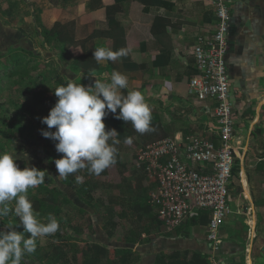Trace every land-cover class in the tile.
Returning a JSON list of instances; mask_svg holds the SVG:
<instances>
[{
	"label": "crops",
	"instance_id": "0c3cea01",
	"mask_svg": "<svg viewBox=\"0 0 264 264\" xmlns=\"http://www.w3.org/2000/svg\"><path fill=\"white\" fill-rule=\"evenodd\" d=\"M25 2L36 4L41 8L40 21L47 31L52 30L57 23L76 22L77 41L89 38L97 30L109 31L107 9L117 4L116 0H25ZM134 2V0H121L119 10L114 14V19L127 34L133 27L130 12L132 7L137 5ZM229 2L232 36L228 64L234 90L232 103L238 138H241L239 140L244 146L243 153L237 157L240 160L239 167L241 166L238 183L244 190V201L241 204L247 211V214H237L246 217L248 233L245 234L247 237L244 241L223 242L243 246L245 248L243 252L235 255L221 253V255L226 259L227 264H245L243 258H240L243 255L250 257V264H264V0H229ZM139 4L142 24L151 26L153 23H146V15L166 19L171 26L168 35L165 37L162 31H159V34H152L150 29L148 35V32L144 31L142 36L147 35V39L135 42L128 56L120 57L114 62L101 63L100 72L86 74L83 70H79L78 78L88 75L92 79L87 80L85 86H88L94 83L95 77H90L92 74L103 79L106 74L110 77L113 71H119L127 76L129 89L141 91L151 108V113L159 115L163 128L153 132L168 134L170 137L177 133H188L194 128L195 120L192 115L194 96L188 86L189 79L195 72L190 50L197 35L215 32L217 26L214 6L211 0H144ZM107 45L109 39L102 37L90 42L88 47L93 49ZM180 112L185 114V117L180 116ZM229 198L233 213L229 215L220 232L222 240L228 238L230 233L227 224L235 214L230 192ZM122 220L128 221V219ZM97 222L99 223L98 219ZM248 223H252V237L251 233L249 234ZM129 224L131 225L130 222ZM103 229L113 245L101 246L108 249L128 246L122 243V235L119 240H115L109 237L105 227ZM120 229L122 233H127L122 224ZM187 230L189 237L175 236L171 232L169 237L158 238L156 237L158 233L152 235L156 241L145 247L144 252L140 254L143 258L138 264H149L147 260L151 258L150 252H158L159 248L163 247L160 243L163 240L169 241L168 250L200 252L203 255L202 251L207 250L208 245L205 229L191 226ZM96 231L98 232L96 227L93 231L87 228L83 234L92 237ZM160 232L161 234L163 232L162 226ZM143 237L147 238L146 235H142ZM248 244L252 247L250 253L246 254ZM140 245L143 244L132 245L133 252L134 247ZM227 255L231 256V260ZM103 262L108 264L107 259H103L100 264Z\"/></svg>",
	"mask_w": 264,
	"mask_h": 264
},
{
	"label": "rangeland",
	"instance_id": "374dc122",
	"mask_svg": "<svg viewBox=\"0 0 264 264\" xmlns=\"http://www.w3.org/2000/svg\"><path fill=\"white\" fill-rule=\"evenodd\" d=\"M40 10L38 5L27 4L25 0H0L2 24L6 28L23 30L26 42L23 41L18 46L29 49L30 53H36L33 55L25 52L26 50H16L15 47L2 52L4 47H0V52L3 53L0 57V65L3 67L0 68V151H16L17 156L20 157L17 164L21 169L30 165L46 171L45 182L28 191L31 202L51 198L54 194L58 195L57 204L60 212L51 214L58 219L59 230L54 235L39 238L36 251L33 254H26L22 264L24 261H27V264H59L57 258L60 257L62 242L73 246V251L66 254L68 258L74 256L77 259L73 261V264H83L86 261L83 252L86 245H113L103 232L104 225L97 222V214L104 215L108 211H113V215L119 216L120 214L121 216L124 210H128L137 204L143 206L148 204V195L139 196L137 193L123 190L121 201H118L117 205L105 204L102 208L88 207L77 193L86 185V182L80 179L75 186L65 189L66 187L63 185L65 177L58 175L56 166H53V169L49 168V157L55 156L54 158L58 159L63 155L57 152L56 142L43 137L41 134L42 129L47 130V125L43 124L41 120L49 114L50 109L54 107L58 99L54 95L53 89L65 83L68 78L74 79L75 83L84 85H86L87 80L91 81L92 79L88 75L78 78L79 70L75 67L73 56L54 37L48 35V31L43 28L40 21ZM6 64L8 67H5ZM14 68L15 71H13ZM12 72H15L13 76L7 75ZM179 114L185 117V114L181 112ZM51 130L55 131V129ZM161 134L160 132L139 133L137 137L138 146L142 148L145 145L170 137L166 133V135ZM116 147L120 150L122 144L119 143ZM25 152L28 154L27 160L23 158ZM239 163L240 160L237 158L234 177L230 185L232 207L235 214L227 224V230L230 234L228 238L222 240V243L244 241L247 237L245 234L248 233L245 223L246 217L237 214H247L246 209L241 204L244 201V190L238 183V174L241 170ZM133 169L136 168H131V170ZM91 182L99 184L95 175H92ZM98 191L99 204L103 202L106 196L110 197L113 194L112 190L105 186H100ZM10 208H14V202L10 204ZM242 208L243 210L239 212L238 209ZM82 209L84 212L81 211ZM36 211L40 213L41 218H45L49 214L38 209ZM107 221L108 218H105V223ZM9 223L16 224L14 225L16 231L21 233L24 231L18 218L11 212L3 218V221H0V231L8 230L6 224ZM120 224L126 232L131 230V225L127 220L120 221ZM94 227L98 228V232L93 233L92 237L83 234L87 228L93 231ZM27 235L25 234L26 237ZM156 237H169V231L163 228L162 234L159 232ZM154 241L156 240L152 236L143 237V245L134 247L136 264L141 262L143 257L141 258L140 254L144 252L145 247ZM228 259L231 260V256Z\"/></svg>",
	"mask_w": 264,
	"mask_h": 264
},
{
	"label": "built area",
	"instance_id": "2783aa9c",
	"mask_svg": "<svg viewBox=\"0 0 264 264\" xmlns=\"http://www.w3.org/2000/svg\"><path fill=\"white\" fill-rule=\"evenodd\" d=\"M216 30L197 35L191 47L194 74L188 82L194 96V128L188 133L145 145L137 152L138 173L154 183L148 193L162 228L169 232L203 219L209 264H227L220 254V232L233 213L230 185L236 159L243 153L233 106L228 55L232 36L229 0H211ZM249 234L252 228L249 224ZM251 247L247 246L246 254ZM245 264L250 257L243 255Z\"/></svg>",
	"mask_w": 264,
	"mask_h": 264
},
{
	"label": "clouds",
	"instance_id": "9594fccd",
	"mask_svg": "<svg viewBox=\"0 0 264 264\" xmlns=\"http://www.w3.org/2000/svg\"><path fill=\"white\" fill-rule=\"evenodd\" d=\"M130 52L128 48L114 51L101 46L94 49L93 59L98 64L114 62ZM90 77L95 80L88 86L68 78L52 88L58 99L41 120L47 125V130H41L42 136L56 142L57 152L63 154L54 161L59 176L67 177L85 168L90 174L100 175L117 162L119 140L114 137L118 132L106 130L104 122L110 113L130 123L138 133L150 130L151 108L141 91L129 89L126 75L113 71L110 77L106 74L103 79L95 74ZM131 142V137H125L124 143ZM23 158L28 159L26 152ZM18 159L16 151H0V221L11 212L24 229L18 232L14 228L16 224L9 223L6 224L8 230L0 231V264H22L26 254L36 251L39 238L54 235L60 228L53 214L41 218L28 197L29 189L45 182L46 171L30 165L21 169ZM76 179L79 182L80 177ZM12 202L14 208H10Z\"/></svg>",
	"mask_w": 264,
	"mask_h": 264
},
{
	"label": "trees",
	"instance_id": "16d2710c",
	"mask_svg": "<svg viewBox=\"0 0 264 264\" xmlns=\"http://www.w3.org/2000/svg\"><path fill=\"white\" fill-rule=\"evenodd\" d=\"M116 1V6L107 9V17L110 24L109 31L97 30L89 38L82 41H77L75 39L76 22H70L67 24L57 23L52 30L48 31V35L54 37L59 44H62L66 51L73 56L77 70H83L86 74L100 72L102 70L100 64L93 59V52L96 47L93 49H89L88 47L89 43L95 39L102 37L109 39V45L105 47L111 48L114 51L121 48L132 50L135 42L147 39V35L142 36L144 31H147L148 35L149 29L150 32L152 31V34L162 31L163 35L166 37V35H168L167 33L171 30L170 22L166 19L148 17L144 13L143 14L146 15L145 18H147V21L145 18L144 21H146V23H153L151 26L143 25L142 19H140L142 11L139 2H144V0H134V3L137 5L133 6L130 12L133 27L130 33L127 34L114 19V14L119 10V3L121 0ZM157 37L160 38V36ZM23 41L26 42L25 32L23 30L6 28L0 20V47H4L2 52L9 51L12 47H15L16 50H26L25 52L30 53L29 49H23L18 46V44ZM2 54L3 53L0 52V57H2ZM30 54L35 55L36 53L31 52ZM1 67L2 65H0V68ZM5 67H8V65L6 64ZM13 71H15V68ZM14 73L15 72H12L7 75L13 76ZM124 92L126 94L127 90H124ZM151 117L150 130L148 132L162 129L163 124L159 115L151 113ZM104 122L106 130L115 129L118 132V136L114 137V139H118L119 143L122 144L121 149L118 150L117 162L100 175H95L99 184L91 182L93 174H90L87 168L68 175L65 177L63 184L66 187L65 189H70L78 183L76 178L79 176L81 180L86 182V185H84V187L77 193L86 206H93L94 208H102L105 204L117 205L118 201H121V193L123 190L137 193L140 196L144 194L148 195L150 189L154 188V183L148 180L146 175L138 174L134 169L131 170V168H135L138 162L137 152L141 148V146H138L139 144L137 142L138 132L132 128L130 123L127 124L123 120L116 119L115 114L110 113L105 117ZM125 137H131L132 142L124 143ZM54 157L55 156L49 157L50 169H53L52 167L56 166L54 163ZM99 185L110 187L113 190L112 196L104 198L101 204H99L100 198L97 195L99 192ZM57 202L58 195L54 194L51 198L35 200L32 203L36 210L38 209L44 213L58 214L60 209ZM81 211L84 212V209ZM112 212L108 211L104 215L98 213L97 219L99 223L101 222L104 225L105 231L110 238L119 240L122 235V243H125L128 246L125 248L108 249L99 244H91L90 246L86 245L83 248L86 261H84L83 264H100L103 259H107L108 264H135V253L131 246L134 244H141L142 235L150 237L160 232L162 224L149 204H145L144 206L137 204L128 210H124L121 216L120 214L119 216H115ZM105 218H108L106 223ZM122 219H128L132 225L131 230L125 234L120 230V221ZM207 224L208 220L203 219L198 222L190 223L186 227L176 229L172 234L175 236L189 237V231L187 230L188 227L195 225L206 226ZM62 243L63 244H61L62 246L60 247V257L57 258L59 264H73V261L77 259H75L74 256H72V258L66 256L67 253L73 251V246L65 242ZM160 243L163 247H160L158 252H150L151 258L147 260L149 264H209L207 257L200 254V252L191 253L190 251L168 250L167 244L169 241L163 240ZM244 249L243 246L238 244L223 243L221 246L222 252H220V254L235 255L239 252H243Z\"/></svg>",
	"mask_w": 264,
	"mask_h": 264
},
{
	"label": "bare ground",
	"instance_id": "6f19581e",
	"mask_svg": "<svg viewBox=\"0 0 264 264\" xmlns=\"http://www.w3.org/2000/svg\"><path fill=\"white\" fill-rule=\"evenodd\" d=\"M251 225H252V223H251Z\"/></svg>",
	"mask_w": 264,
	"mask_h": 264
}]
</instances>
